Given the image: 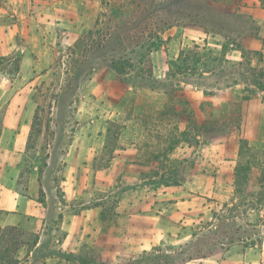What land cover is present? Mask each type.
Returning a JSON list of instances; mask_svg holds the SVG:
<instances>
[{"label": "crops", "instance_id": "obj_1", "mask_svg": "<svg viewBox=\"0 0 264 264\" xmlns=\"http://www.w3.org/2000/svg\"><path fill=\"white\" fill-rule=\"evenodd\" d=\"M237 7L236 13L246 15L253 26L239 38V43L245 50L260 52L264 58L263 4L259 0H241ZM100 10V0L0 2V59L19 58L18 71L15 68L12 72L0 71V110L3 108L0 120V226L19 227L27 235L36 234L30 255L38 248H44L56 249L79 261L87 254L104 256L110 262L120 261L128 254L139 257L177 236L178 216H192L198 200L203 205L211 192L214 193L215 182L218 189L225 187L231 171L242 157L241 140L249 141V146L255 150L264 151V89L250 86L255 94L247 98L248 83L244 80L218 86L209 92L199 82L183 81L188 106L194 109L195 117L180 116L176 122L179 131H188L193 120L203 127L207 123L203 111H207L209 105L213 106L212 113L217 115L236 111L232 103L235 96L241 102L240 121L231 132L235 138L226 144L212 148L200 146L203 154L195 161L192 173L183 180L178 181L170 167L167 173L156 174L158 158L151 155V150L154 153L155 150L150 142V137L155 136L154 131L147 129L142 113L133 115V119L137 116L134 120L138 123L132 125L133 119L129 120L123 113L122 94L127 92L136 96L135 105L143 113L149 109L165 110L168 94L158 88H140L134 93L132 87L124 88L119 81L114 84L113 71L106 68L104 79L97 74L91 80L94 96L89 98V113L84 121L87 126L82 124L73 131L72 144L60 171L62 191H57L58 186L47 191L36 168L29 172L25 190H21L24 178L21 162L28 150L36 113L28 94L42 75L34 76L38 70H47L55 64L60 45L72 46L78 42L84 30L95 23ZM218 36L202 27L185 29L167 49L162 47L152 53L153 68L147 78L158 82L174 79L173 64L181 56L186 58L189 41H202V48L212 56L241 62L242 52L233 44L224 48L222 42L214 43ZM110 87L115 91L109 92ZM110 123L121 125L116 143H112ZM187 149L192 150L180 142L167 157L176 160ZM103 153H109L108 157L104 158ZM150 159L155 163L151 171V166L146 164ZM234 253L227 255L221 263L264 264V244ZM57 258L59 264L66 262L65 258ZM201 260L190 259L185 264Z\"/></svg>", "mask_w": 264, "mask_h": 264}, {"label": "rangeland", "instance_id": "obj_2", "mask_svg": "<svg viewBox=\"0 0 264 264\" xmlns=\"http://www.w3.org/2000/svg\"><path fill=\"white\" fill-rule=\"evenodd\" d=\"M3 1L5 0H0L1 3ZM100 2L101 10L95 23L84 30L79 41L72 46L60 45L61 50L55 64L47 70H38L34 76L36 78L42 75L35 81L33 91L28 92L36 113L28 150L21 162L24 170L21 190H25L29 172L36 168L47 191L53 190V186H58L57 191H62L59 186L62 178L60 171L69 145L72 144L73 131L82 124L87 126L84 121L89 113V98L94 96L91 80L97 74L104 79L106 68L107 71H113L111 77L114 84L119 81L124 88L132 87L134 93L140 88H158L168 94L165 110L149 109L143 113L135 105L136 96L119 92L123 95V113L127 118L131 120L134 114L142 113L146 118L147 129L154 131L155 136L150 137V142L155 150V153L151 150V155L158 158L156 167L159 169H155L156 174L163 171L167 173L170 167L172 174H177L176 179L183 180L192 173L195 161L203 154L201 145L212 148L235 138L231 132L240 121L241 108L237 96H233L232 102L236 111L230 110L217 115L212 113L213 106L209 105V109L203 111V118L207 121L203 127L193 120L188 131H179L176 122L180 116L192 119L195 117L194 109L188 106L185 86L181 82H199L207 92L214 91L218 86H228L237 80L250 83L255 69L261 66L257 56L246 53L241 61L243 65L232 64V61L226 63L222 58L214 61L213 58H208L215 56H210V52L207 53L202 48V41H189L186 47L188 54L182 59H186L185 63L181 61L173 64L174 79L158 82L147 78L146 74H150L149 71L153 68L152 53L162 47L167 49L168 45L183 35L185 29L200 27L193 26V23L202 24L207 31L218 34L214 43L222 42L226 47L233 44L236 47L240 42L239 38L253 29L246 15L236 13L235 9L241 4V0ZM14 61L7 58L0 60V71H14ZM113 66L123 74L119 75ZM204 72L210 74L203 75ZM118 87H121L120 84ZM110 91L114 92L115 89L110 87ZM2 113L3 108L0 110V120ZM134 119L132 125L138 123ZM108 128L113 133L112 143H116L121 125L110 123ZM236 139L239 140V137ZM180 142L192 150L187 149L176 160L169 159L167 154L170 149ZM240 142L242 157L238 166L231 171L230 181L225 187L220 186V189L215 182L214 193L211 192L203 205L198 200L192 216L188 214L187 218L184 214L179 215L177 236L164 241L163 246H157L139 257L128 254L120 261L110 262L109 258L105 260L104 256L95 257V254H87L83 261H77L72 256L62 255L56 249L38 248L30 255L36 234L27 235L23 232V241L27 244L18 251L20 264H59L58 256L65 258L66 262L62 264H185L190 259H203L195 264H222L221 261L227 255L232 256V252L239 254L255 249L256 245L262 247L264 151L255 150L247 140ZM108 154L103 153V157H108ZM146 164L151 166L149 171L154 170L153 160L150 159ZM7 247L11 248L9 244Z\"/></svg>", "mask_w": 264, "mask_h": 264}, {"label": "trees", "instance_id": "obj_3", "mask_svg": "<svg viewBox=\"0 0 264 264\" xmlns=\"http://www.w3.org/2000/svg\"><path fill=\"white\" fill-rule=\"evenodd\" d=\"M259 1H261V3L264 6V0H259ZM192 25L193 26L197 25V26H200V27L205 29V26L202 24L198 25L197 23H193ZM236 47L238 50H240L242 52L243 60L245 58V54L249 53V54H253V55L257 56L259 63L263 64V66H261L259 68H256V69L253 68L256 70V71L254 70L255 74L252 75V80L250 83L247 84V87H246V91L249 93V95H247L246 97L249 98L255 94V90L251 89L250 86H255L259 89H264V58L260 52L245 50L240 43L237 44ZM224 48H226V46H224ZM14 58L15 57L13 56V57H8L7 59L11 60ZM208 58L209 59L213 58L214 61L220 60V58H222V59H224L223 62H226V63L231 62V61L225 59L223 56H220L219 58L217 56L208 57ZM4 59L5 58H1L0 60H4ZM182 59H183V57L181 56L177 60V62L180 63L182 61ZM199 60H200V58H199ZM199 60H198V62H199ZM185 61H186V59H184L182 61V63H185ZM14 62H15V71H18V69H19V58L16 57ZM232 64L243 65L242 62H233ZM113 69H115L119 75L123 74L122 71L120 72V70H118V68L116 66H113ZM149 73L151 74V71H149ZM147 75H149V74H146V76ZM23 235H24V233L19 227H4L3 228L0 226V264H20V260H19L18 255H17L18 251L27 244L26 242L23 241ZM8 244L11 246V248H14L13 251L11 250L10 247H7Z\"/></svg>", "mask_w": 264, "mask_h": 264}]
</instances>
